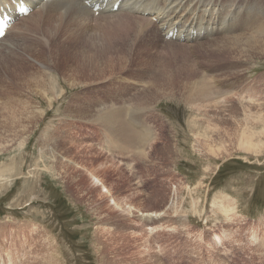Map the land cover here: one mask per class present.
Wrapping results in <instances>:
<instances>
[{
    "label": "rangeland",
    "instance_id": "obj_1",
    "mask_svg": "<svg viewBox=\"0 0 264 264\" xmlns=\"http://www.w3.org/2000/svg\"><path fill=\"white\" fill-rule=\"evenodd\" d=\"M208 29L142 54L100 23L43 24L0 58L2 262L264 264V53H219L234 35L208 47ZM124 110L143 141L109 126Z\"/></svg>",
    "mask_w": 264,
    "mask_h": 264
},
{
    "label": "bare ground",
    "instance_id": "obj_2",
    "mask_svg": "<svg viewBox=\"0 0 264 264\" xmlns=\"http://www.w3.org/2000/svg\"><path fill=\"white\" fill-rule=\"evenodd\" d=\"M10 1L11 0H0V4L4 2L9 3ZM30 1L34 6L39 7L34 9L28 19H25L24 17L20 18L10 28L6 36L0 40V58L4 55H12L14 51H17L20 48V44L24 42L26 38L25 35L28 34L32 27H40L43 24L56 23L59 25L61 30H75L78 33H82L85 27L93 22L100 23V25L104 28L108 27L109 29L120 31L124 39L129 38L135 43L140 41L147 43L148 45H145L144 51L142 52V54H147V49H149V46L154 43V41L155 43L158 41L159 36H161V29L164 27L167 29L166 34L177 29L178 36L176 39L180 40L183 35L185 37V41H190L191 39L205 37V33L203 32L207 28L213 27L215 29V25L219 21L220 26L218 29H215V31L219 33L217 34L218 36L207 38L211 41V43L200 44H205L208 47L211 45L214 46L215 42H221L219 39L225 37L224 35H227L226 33H230L229 35L234 36L226 37H228L231 42H221L222 45L225 46H217L216 48H213L215 51L219 53H227L228 51H233L235 48H239V54H243L244 52L252 53L255 49L258 50V53H264V14H261L263 13L261 5H264V0H257V2L254 3V6L257 8L256 11H253L255 17L252 24H250L253 29L248 26L249 33L245 32L242 34H237V32L243 29V27H240L241 23H244V27L248 25V11L252 8V2H249L247 12L245 15L241 16V11L248 0H224L223 4L231 6V9H228L224 13L222 19H219L218 8L216 6V3L219 0H124L118 12L114 14L102 12L98 18L95 17L91 9L85 6L84 2L86 0H49L44 3H42L41 0ZM109 7L111 6H108V8ZM234 13H236V16L238 17L235 21H232L231 16ZM153 18H156V22L151 20ZM186 28H188L187 31ZM192 31H196V34L192 33ZM14 34L18 35V37H14ZM244 34H246V36L240 38V41L245 40L242 45L231 44L236 38ZM81 37L85 39V37ZM17 39L22 42H17ZM160 39L163 40L165 44L171 43V41H166L163 38ZM192 46V44L188 45V47ZM168 51L169 53H175L176 50L174 48H168ZM221 83H223L222 85H226L224 84L225 82ZM215 84L217 85V83ZM195 86L200 92L203 91L210 94L213 91L216 98L229 95V93L222 91L220 92L216 90V92L212 87L209 77L206 75L202 76V80ZM189 100L191 101V99ZM125 115L126 110H124V113L122 112V116H120L121 118L118 117L116 121V116L111 115L109 118V126L114 127L117 124H122L121 127L123 130L121 132L123 134L131 135V137L133 136L136 143L138 140L143 141L144 137L141 135L142 133L140 134V132H137L126 124L125 117H127V115ZM127 118L129 119V117ZM243 138L245 137H242V139ZM242 139H240L239 142L244 150L256 152V149L253 148V146L250 144L245 145L242 142ZM162 215L163 212L155 214H139L140 219L146 221L147 223L152 220L159 221ZM3 262L0 260V264H13L12 261L5 263L4 260Z\"/></svg>",
    "mask_w": 264,
    "mask_h": 264
}]
</instances>
